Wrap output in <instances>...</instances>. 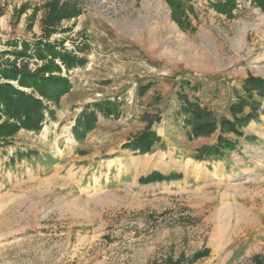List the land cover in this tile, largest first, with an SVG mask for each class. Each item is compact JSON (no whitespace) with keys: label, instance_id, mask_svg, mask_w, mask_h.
<instances>
[{"label":"rangeland","instance_id":"374dc122","mask_svg":"<svg viewBox=\"0 0 264 264\" xmlns=\"http://www.w3.org/2000/svg\"><path fill=\"white\" fill-rule=\"evenodd\" d=\"M49 1L0 0V60L12 59L7 41L41 37ZM74 1L80 14L48 41L86 64L61 65L71 87L54 115L0 148V264H165L204 248L195 264H253L264 256V98L241 135L226 134L233 149L198 157L218 130L190 138L181 96L230 117L247 74L264 76V13L250 0L231 15L186 0L182 27L165 0ZM101 100L118 115L97 113L77 137V116ZM150 121V150L123 148ZM153 171L174 177L142 182Z\"/></svg>","mask_w":264,"mask_h":264},{"label":"trees","instance_id":"16d2710c","mask_svg":"<svg viewBox=\"0 0 264 264\" xmlns=\"http://www.w3.org/2000/svg\"><path fill=\"white\" fill-rule=\"evenodd\" d=\"M165 1L171 9L172 19L182 27L185 26L186 0ZM250 1L264 13V0ZM212 6L218 13L231 15L236 0H216ZM46 7L41 37L34 42L7 41L8 46L14 47V50H6L4 55L10 54L12 59L0 60V148L11 143L13 135L20 129L39 130L46 118L54 115L55 111L51 109V105L57 104L71 87L69 78L61 74V65L68 72L86 64L85 57L48 41V38L57 32L63 20H71L80 14L78 3L74 0L63 2L51 0ZM83 49L84 44L78 47L79 51ZM32 59L37 61L35 67L30 66L29 62ZM149 86L148 83L140 86L139 93L143 94ZM241 91L242 94L236 95V99L228 104L230 117L226 115L216 117L213 111L200 105L197 99L189 100L185 95L181 96L183 101L181 110L185 113L183 122L189 127L190 138L209 136L218 130L214 143L202 145L197 149L198 157L233 149L235 143L226 134L241 135L240 128L258 117L261 108L259 99L264 98V76L247 74ZM116 107L114 103L102 100L92 103L91 110H88L86 105L74 124L75 135L81 138L86 131L92 129L97 122V113L116 117L118 115ZM152 122L150 121L143 130L124 143L123 148L140 153L148 152L159 140L156 131L152 129ZM172 177L174 174L164 176L158 171H153L144 177L142 182ZM208 253L209 249H200L189 256L180 255L176 260L168 259L165 264H195ZM251 262L264 264V256L253 255Z\"/></svg>","mask_w":264,"mask_h":264}]
</instances>
